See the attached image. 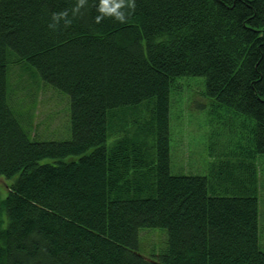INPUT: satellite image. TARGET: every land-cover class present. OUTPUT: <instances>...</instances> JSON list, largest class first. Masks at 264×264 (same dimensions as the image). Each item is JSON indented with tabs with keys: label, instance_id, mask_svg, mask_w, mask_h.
Segmentation results:
<instances>
[{
	"label": "trees",
	"instance_id": "obj_1",
	"mask_svg": "<svg viewBox=\"0 0 264 264\" xmlns=\"http://www.w3.org/2000/svg\"><path fill=\"white\" fill-rule=\"evenodd\" d=\"M99 3L0 0V264H264L253 163L175 175L169 145L173 81L200 76L264 154V0ZM9 54L68 95L69 138L29 136ZM141 228L165 229L157 253Z\"/></svg>",
	"mask_w": 264,
	"mask_h": 264
},
{
	"label": "rangeland",
	"instance_id": "obj_2",
	"mask_svg": "<svg viewBox=\"0 0 264 264\" xmlns=\"http://www.w3.org/2000/svg\"><path fill=\"white\" fill-rule=\"evenodd\" d=\"M6 83L10 101L18 115L25 119L18 117L27 127L29 136L35 134V138L43 140L70 137L66 93L44 84L35 69L11 54L8 55ZM203 91V77H180L173 81L169 107L170 173L208 174L212 182L216 172L228 169L237 173L243 168H239L241 162L243 165L251 161L256 174L258 243L264 250V154H253L251 126L254 120L217 106ZM148 109L149 104L146 112ZM122 120L126 128L137 125L132 118ZM1 177L0 186L4 182ZM139 232L140 254L151 255L161 249L165 229L141 228Z\"/></svg>",
	"mask_w": 264,
	"mask_h": 264
},
{
	"label": "clouds",
	"instance_id": "obj_3",
	"mask_svg": "<svg viewBox=\"0 0 264 264\" xmlns=\"http://www.w3.org/2000/svg\"><path fill=\"white\" fill-rule=\"evenodd\" d=\"M122 0H100L98 10L100 12H103L105 14H114L115 17L123 21L125 19V16L122 14V12L118 11V9L121 8ZM99 19L98 17L96 18Z\"/></svg>",
	"mask_w": 264,
	"mask_h": 264
}]
</instances>
